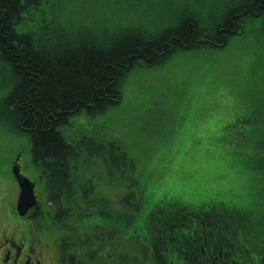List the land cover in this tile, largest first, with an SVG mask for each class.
Returning a JSON list of instances; mask_svg holds the SVG:
<instances>
[{
    "label": "trees",
    "instance_id": "trees-1",
    "mask_svg": "<svg viewBox=\"0 0 264 264\" xmlns=\"http://www.w3.org/2000/svg\"><path fill=\"white\" fill-rule=\"evenodd\" d=\"M39 2L0 0V61L9 65L14 80L0 102V114L11 132L29 138L31 161L42 173L51 211L58 209L59 198L72 194L76 206L91 208L83 221L63 225L64 229L124 231L121 241L132 238L150 245L153 264H264V153H253L258 156L255 163L247 155L241 159V174L253 182L243 192L244 202H231L232 194L221 195L226 202L155 201L134 219L132 213L141 205L128 204L127 197L121 210L102 196L91 205L83 200L91 190L86 184L76 185L75 167L69 166L77 153L58 131L81 112L94 117L115 107L133 69L160 65L183 50L223 47L242 33L245 18L264 15V0H228L221 11L199 18L192 9L163 0L160 8L151 9L160 28L147 26L144 15L117 22L107 16L100 28L57 27L44 39L48 44L42 45V40L36 47V37L17 34L15 25ZM260 140L264 137L255 140L256 146L263 145ZM108 162L131 163L125 153L109 156ZM69 185L73 192L64 190ZM39 213L45 230L52 228L51 215ZM188 222H193L190 229L180 233L179 227ZM159 233H169L171 239H157Z\"/></svg>",
    "mask_w": 264,
    "mask_h": 264
},
{
    "label": "rangeland",
    "instance_id": "rangeland-1",
    "mask_svg": "<svg viewBox=\"0 0 264 264\" xmlns=\"http://www.w3.org/2000/svg\"><path fill=\"white\" fill-rule=\"evenodd\" d=\"M168 1L187 10L192 9L199 18L200 14L221 11L228 0ZM162 2L163 0H40L36 10L34 7V10H26L20 15L15 32L36 37L33 42L36 46L48 44L44 39L57 27H88L87 25L93 24L100 28L108 17L117 22V19L128 20L144 15L147 26L160 28L161 25L154 23V19H158L157 13L151 9L157 6L160 8ZM250 19L243 22L242 33L232 36L221 48L183 50L160 65L133 69L124 84L121 101L115 107L94 117L81 112L70 117L67 125L59 127L58 131L65 142L74 146L77 153L69 166L75 167L76 185L86 184L91 190L83 198L84 201L91 205L101 196H108L112 200L111 207L116 208L127 197L128 204H140V209L152 207L151 204L155 201L170 199L193 204L226 202L221 195L230 194L234 196L231 202L245 201L243 192L253 182L249 175L241 174V159L247 155L255 163L258 156L253 153H264V148H255V144H250L243 150L244 155H233L241 153L236 151L241 145L240 140L248 138L238 136L239 133H258L257 130H261L260 134L264 132V126L260 127L261 122L263 125L264 122L258 119L257 124L242 125L243 120H246L245 115L252 113L260 118L256 112L261 108L264 111V21ZM48 25L51 27L48 28ZM42 40L44 41L40 44L39 41ZM164 71L177 72L175 76L182 72L186 87L213 86L210 91L219 94L217 102L235 104L241 109H220L205 117L197 116L196 110L186 120V125L190 127L192 124V135L189 129L178 124L171 138L160 140L157 150L149 153L141 146L143 133L133 131L134 124L139 121L133 123L127 116L136 110V100L147 103L161 101L149 87L157 84V76L164 75ZM13 84L9 65L0 61V102L11 91ZM239 117L243 123L231 125ZM146 121V124L151 123L147 116ZM157 121L158 112L153 122L155 127ZM195 130L201 132L194 133ZM206 130L213 132L214 136L226 133L223 137H232V140L220 146L215 145V148L211 147L210 141L191 140L192 137H208L203 133ZM205 147L210 150L204 151ZM122 151L131 163L112 165L108 162L109 156L119 157L123 154ZM252 154L253 156H248ZM15 165L20 167V173L24 177L36 182V188L41 192L45 183L40 171L31 162L29 138L24 134L11 132L0 114V218H17L13 200L14 191L17 190L13 176ZM15 226L14 223H9L8 229ZM54 250L57 252L55 247L49 252L43 250L45 264L54 261ZM143 263L147 264V261L143 260L141 264Z\"/></svg>",
    "mask_w": 264,
    "mask_h": 264
},
{
    "label": "flooded vegetation",
    "instance_id": "flooded-vegetation-1",
    "mask_svg": "<svg viewBox=\"0 0 264 264\" xmlns=\"http://www.w3.org/2000/svg\"><path fill=\"white\" fill-rule=\"evenodd\" d=\"M70 188V189H69ZM73 192L69 185L65 190ZM39 197H36L38 199ZM13 200L16 201V191H14ZM37 201V200H36ZM72 201H76L74 195L69 198H60L57 201L58 217L63 220L69 218L67 224L77 225L78 222L69 213ZM39 212H44V216L49 213L42 200L38 199L35 207L30 209L25 217L16 221L17 218H0V264H45L42 254L43 250H51L55 247V259L47 264H133L142 253L148 251L151 256L150 245L137 243L135 239L129 238L127 241H121L120 235L124 231L102 230L90 231L87 229H64L61 220L50 217L54 222L52 228L45 230L41 223ZM9 223L16 226L8 229ZM55 232V236L50 238ZM159 233L157 239L168 240V234ZM99 236L98 241L93 237ZM154 263V262H153Z\"/></svg>",
    "mask_w": 264,
    "mask_h": 264
},
{
    "label": "crops",
    "instance_id": "crops-1",
    "mask_svg": "<svg viewBox=\"0 0 264 264\" xmlns=\"http://www.w3.org/2000/svg\"><path fill=\"white\" fill-rule=\"evenodd\" d=\"M167 64L166 66H168ZM164 75L157 76V84L149 87L154 91L160 98L161 101L157 103H147L143 101H135L136 110L127 116L130 120L135 123L137 120L138 124H134V133H144V141L151 142L147 147L149 150H155L159 145L158 142L169 140L173 131L178 127V124L185 129L190 130V134H193L192 124L190 127L186 125V120L189 115L197 110V116L205 117L213 115L215 111L220 109H241L240 106L230 103H224L218 101L219 94L211 92L213 86H207L204 88H193L186 87L184 74L182 72L164 71ZM184 78V79H183ZM157 89V91H155ZM156 104L157 106H155ZM158 121L156 127L153 125L154 120L157 117ZM146 116L150 120V124H146ZM144 122V123H142ZM142 123V124H140ZM230 125V124H229ZM226 126V127H229ZM231 125H239L236 122ZM201 130H195L194 133H200ZM208 137H192V141H229L232 137H221L214 136L213 132L206 130L203 132ZM226 134V133H223ZM221 135V133H218ZM153 140V141H151Z\"/></svg>",
    "mask_w": 264,
    "mask_h": 264
},
{
    "label": "water",
    "instance_id": "water-1",
    "mask_svg": "<svg viewBox=\"0 0 264 264\" xmlns=\"http://www.w3.org/2000/svg\"><path fill=\"white\" fill-rule=\"evenodd\" d=\"M13 176L19 187L17 210L20 215H23L35 204V197L33 193L34 184L19 173L18 167L13 168Z\"/></svg>",
    "mask_w": 264,
    "mask_h": 264
}]
</instances>
